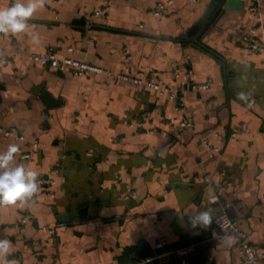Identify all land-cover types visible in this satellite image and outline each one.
Returning <instances> with one entry per match:
<instances>
[{"label":"crops","instance_id":"0c3cea01","mask_svg":"<svg viewBox=\"0 0 264 264\" xmlns=\"http://www.w3.org/2000/svg\"><path fill=\"white\" fill-rule=\"evenodd\" d=\"M211 1L173 0L156 16L167 0H40L24 32L0 33V128L23 138L0 131V152L16 144L31 158L16 153L13 164L44 178L30 201L0 206L10 240L0 264H141L162 237L170 249L195 244L189 264H246L213 222L192 226L201 207L238 220L264 264V49L243 46L264 0L259 13L251 0L222 9L191 41ZM51 49L112 75L74 77L30 59ZM119 75L178 92L185 109ZM188 118L195 127L182 130Z\"/></svg>","mask_w":264,"mask_h":264},{"label":"built area","instance_id":"2783aa9c","mask_svg":"<svg viewBox=\"0 0 264 264\" xmlns=\"http://www.w3.org/2000/svg\"><path fill=\"white\" fill-rule=\"evenodd\" d=\"M173 3V0H167V3H160L158 8L154 10V14L156 16L166 15L168 13V7ZM107 8H105L106 10ZM250 9L259 13V0H251ZM101 11L96 12V15H100ZM259 27H254L250 30L247 36L243 38V46L248 51H261L264 49V22L259 16ZM259 30L262 31V37L258 34ZM94 43L93 39L88 40V44L92 45ZM30 59L39 62L42 66L53 69L57 72L68 73L74 77L84 76L88 73H96V74H107L111 76V72H107L88 64L86 62H81L69 57L60 58L58 57L55 50L51 49L45 54H33L30 55ZM118 79L127 81L129 84L137 87L142 92H148L150 90H156L161 95H169V97L173 100H176V110L182 111L185 109V102L180 96L178 92H173L169 88H163L158 83L153 80L148 82H144L139 78H134L128 75H119ZM209 84H205L199 86L198 88L205 89L208 88ZM196 88V87H195ZM179 127L182 130L193 129L195 127L194 121L192 118L185 119L179 124ZM0 131L3 133L5 138L14 137L16 139L22 140V137H18L15 135L13 131L3 130L0 128ZM229 139V138H228ZM237 139L236 132H232L230 135V140L234 141ZM34 147H38V142L33 143ZM205 146H209L207 142H205ZM17 153L21 157V159L25 162L30 160L31 154L25 152L21 149H18ZM203 181L205 183H209L210 179L206 176H203ZM44 178H38V184L43 185ZM48 191V190H46ZM211 202L220 203L221 199L218 195L211 196ZM217 220L223 221L222 224L217 223L213 220L216 228L222 232L223 235L231 237L238 242V251L246 264H258L261 260L260 250L256 245H253L249 241L248 233L241 227L238 220L233 219L229 216L227 211L224 208H220L217 215L215 216ZM32 220L30 213H24L19 219V224L23 226H27ZM50 233H53L52 229L45 228ZM159 250L149 256L148 258L141 261V264H147L149 262H161L163 264H189L188 257L196 250V245L191 244L185 246L180 249H170L167 246L166 238L162 237L158 240Z\"/></svg>","mask_w":264,"mask_h":264},{"label":"clouds","instance_id":"9594fccd","mask_svg":"<svg viewBox=\"0 0 264 264\" xmlns=\"http://www.w3.org/2000/svg\"><path fill=\"white\" fill-rule=\"evenodd\" d=\"M40 0H13L7 8H0V33H22L26 30L29 18L38 10ZM241 99L244 94H240ZM18 151L16 144L8 146L0 152V206L24 204L34 198L37 193L38 173L23 165H14L15 154ZM193 227H208L213 220L222 224L223 221L214 217L213 210L201 207L191 211L189 217ZM228 242L231 238L228 237ZM10 250V240L0 238V262L7 259Z\"/></svg>","mask_w":264,"mask_h":264},{"label":"water","instance_id":"95a60500","mask_svg":"<svg viewBox=\"0 0 264 264\" xmlns=\"http://www.w3.org/2000/svg\"><path fill=\"white\" fill-rule=\"evenodd\" d=\"M242 8V0H212L205 14L188 30L191 41H196L212 23L216 14L222 9Z\"/></svg>","mask_w":264,"mask_h":264},{"label":"rangeland","instance_id":"374dc122","mask_svg":"<svg viewBox=\"0 0 264 264\" xmlns=\"http://www.w3.org/2000/svg\"><path fill=\"white\" fill-rule=\"evenodd\" d=\"M229 139H230V136H229ZM212 198L210 197V200H211Z\"/></svg>","mask_w":264,"mask_h":264}]
</instances>
